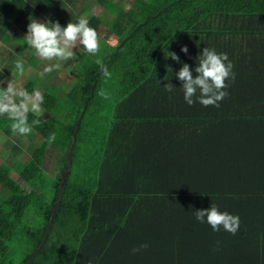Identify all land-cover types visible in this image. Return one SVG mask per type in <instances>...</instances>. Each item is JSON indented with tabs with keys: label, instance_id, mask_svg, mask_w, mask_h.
<instances>
[{
	"label": "trees",
	"instance_id": "trees-1",
	"mask_svg": "<svg viewBox=\"0 0 264 264\" xmlns=\"http://www.w3.org/2000/svg\"><path fill=\"white\" fill-rule=\"evenodd\" d=\"M92 1L108 20L90 15ZM0 16L4 45L27 33L29 17L38 16L61 26L85 16L98 34L103 22L114 35L113 45L108 34L99 35L96 56L74 50L67 92L48 90L45 78L25 85L29 92L36 85L48 90L42 92L48 117L33 128L36 145L30 141L27 160L11 147L13 168L30 187L14 186L12 169L0 163V264H264V226L254 233L249 218L239 217L243 185L225 175L243 161L239 115H264V102L249 92L264 81V0H84L82 6L79 0H0ZM204 47L226 53L233 64L235 79L226 81L228 96L218 108L188 106L175 78L182 64L167 58L175 52L194 69ZM16 59L9 55L0 80ZM29 62L39 63L36 55ZM164 83L176 89L167 92ZM36 118L29 113V122ZM179 145L188 149L167 150ZM180 153L190 164L178 161ZM54 154L51 176L44 165ZM183 168L191 175L179 174ZM5 190L13 191L6 200ZM211 203L239 217L235 235L196 221L193 211Z\"/></svg>",
	"mask_w": 264,
	"mask_h": 264
},
{
	"label": "clouds",
	"instance_id": "clouds-1",
	"mask_svg": "<svg viewBox=\"0 0 264 264\" xmlns=\"http://www.w3.org/2000/svg\"><path fill=\"white\" fill-rule=\"evenodd\" d=\"M2 20V16H0ZM9 36V34H7ZM27 46L34 51V54L45 62L43 74L59 71L63 62L76 58L77 45L83 47L84 52L89 56H96L100 51V36L98 32L89 26V21L85 16L78 18L77 22H69L66 26H61L59 22H41L36 18L29 17L27 33L22 39ZM180 51L188 54V47L181 46ZM167 58L181 63L179 71L175 73V78L181 82L179 88L183 93V99L188 106L195 102L204 107H219L221 101L227 96L226 89L228 80L235 79V73L232 71L233 64L226 53H217L215 49L204 47L196 57V66L191 68L188 64L182 63L179 56L172 51H167ZM15 74L17 77H23L25 68L22 59L13 61ZM103 77L110 78L111 72L107 66L97 60ZM172 72L171 68L167 69ZM195 73V78L193 77ZM6 84V87L4 86ZM164 90L172 92L171 83H164ZM197 92L199 95L197 96ZM99 95L107 96V93L101 89ZM194 97L196 100L194 101ZM44 97L39 89L29 92L17 80H0V117H5L10 122L9 127L13 134L19 136H28L34 127L39 126L43 116L44 109L42 105ZM29 113L37 118L29 122ZM56 139L55 134L48 137V142L52 143ZM194 212L196 221L207 223L214 232L225 230L235 235L239 228V217L220 211L215 203H211L206 209H197ZM148 245L142 244L132 249L133 253L146 249ZM90 264V262H89Z\"/></svg>",
	"mask_w": 264,
	"mask_h": 264
},
{
	"label": "rangeland",
	"instance_id": "rangeland-1",
	"mask_svg": "<svg viewBox=\"0 0 264 264\" xmlns=\"http://www.w3.org/2000/svg\"><path fill=\"white\" fill-rule=\"evenodd\" d=\"M84 0H79V3H83ZM118 1V0H116ZM123 1V3H129L132 0H121ZM125 8H127L126 6H124ZM90 15L94 16V17H99L101 18V21H106L110 18V15L108 13H106L105 11L102 10V8H100L98 5H96L94 3V1L90 2V11H89ZM62 14V13H61ZM62 16V15H61ZM60 15H58L55 19V21H57L60 17ZM89 17H87L88 19ZM36 19L40 20L41 22H45V17L42 18L41 16L36 17ZM99 35L103 36L108 34L109 38H108V44L109 45H113L114 44V35L110 32L109 26H105L102 24L99 26ZM11 35V33H10ZM26 35V33H19V35L17 34V37H13V39L6 45L4 44H0V69H2V67L5 64L9 63V55L13 54V56H16L17 59H22L24 61V68H25V72H24V76L23 77H17L15 74V68H13L9 74L5 75L3 77L2 80L5 81H10L12 78L17 80L24 88L26 83L29 81V79H31L32 81L34 80L35 82H39L41 80H43L45 78L46 83L49 85L47 87L48 90H52L54 91V93L56 94V89L55 88H59L62 92H67L70 88H71V84L73 82V78H72V74L70 72L71 68L73 67V61L69 60L67 62H63V65L61 67V69L59 71H53L52 73L49 74H43L41 75V73L43 72V67L45 66V62H42L37 56V60L39 61V63L36 65V67L33 68L32 65H30L29 59L33 56H35L34 51L32 49H30L27 44L23 45L21 44L18 40H22V37H24ZM82 46L77 45L76 50H83ZM75 50V49H74ZM33 68L34 69V74L32 75V78H28L27 76V68ZM53 75L51 81L49 82L51 76ZM51 84L53 86H51ZM45 86V83L43 84ZM6 87V84L4 85ZM53 87V88H52ZM36 89H39V91L42 93L47 92V89H44V91H41V89L36 85ZM54 89V90H53ZM42 93V94H43ZM42 117H48V115H45V113L43 114ZM56 117L63 123L64 122V118L63 116H61L60 114H57ZM7 119V118H6ZM10 122L7 120V124L5 125V127H2L3 123L0 124V163H4L8 168L12 169L11 173H10V177L12 179V181L14 182V186H17L21 189H27L28 187H30V185H26L24 184L20 178L18 177L15 169L13 168V165L16 163L14 161V156L12 154V145L14 144L18 149H20V158L22 159V161H25L29 158L30 156V152L28 151V147H29V143L32 140V142L36 145L34 140V134L35 131L32 130V132L28 135V136H19L17 137L16 135H12L11 133L6 134L4 132V130H2L3 128L6 130L8 128V130H10L9 127ZM39 138V137H38ZM41 140H37V142H40ZM56 154L51 156V159L46 162V165H44L45 167V171L53 176L54 175V166H55V158ZM19 159H15V160H19ZM20 162V160H19ZM43 167V168H44ZM2 189V186L0 185V191ZM12 190H8V191H3V195L1 197V199H7L11 196L12 194ZM33 223L36 226L37 225V219H33ZM17 258H19V255H16Z\"/></svg>",
	"mask_w": 264,
	"mask_h": 264
},
{
	"label": "crops",
	"instance_id": "crops-1",
	"mask_svg": "<svg viewBox=\"0 0 264 264\" xmlns=\"http://www.w3.org/2000/svg\"><path fill=\"white\" fill-rule=\"evenodd\" d=\"M257 101L264 102V81L259 79L254 83L253 87L249 88ZM241 116L239 120V141L241 162L240 169L235 172L225 173L233 179L239 178L242 188L240 196H238L239 217L249 218L251 226H255L254 233L264 226V115H247ZM180 148V149H179ZM187 150L186 145L171 146L167 150ZM247 153V155H245ZM174 155L178 161H186L185 164H190V157L180 153ZM186 170L191 175L190 168L179 169V174ZM211 176V175H210ZM219 175H216L218 178ZM221 177V176H220ZM258 227V231L256 227ZM261 234V232H259ZM258 233V235H259Z\"/></svg>",
	"mask_w": 264,
	"mask_h": 264
}]
</instances>
